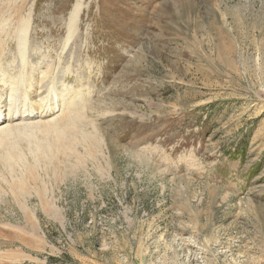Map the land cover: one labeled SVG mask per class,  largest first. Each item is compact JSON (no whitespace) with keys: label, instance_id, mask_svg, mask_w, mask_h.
Here are the masks:
<instances>
[{"label":"rangeland","instance_id":"1","mask_svg":"<svg viewBox=\"0 0 264 264\" xmlns=\"http://www.w3.org/2000/svg\"><path fill=\"white\" fill-rule=\"evenodd\" d=\"M0 54V264H264V0H0Z\"/></svg>","mask_w":264,"mask_h":264},{"label":"bare ground","instance_id":"2","mask_svg":"<svg viewBox=\"0 0 264 264\" xmlns=\"http://www.w3.org/2000/svg\"><path fill=\"white\" fill-rule=\"evenodd\" d=\"M80 10H81V8H80V4L78 3L75 7H74V9L72 10V14H71V16L73 17V16H75V14H78L79 12H80ZM0 56H2L1 54H0ZM3 57V56H2ZM1 57V58H2ZM1 71V70H0ZM4 71V70H3ZM46 76H48V78H46V80L47 79H49L50 77H49V75H47L46 74ZM55 78V77H54ZM53 79V78H52ZM45 80V79H44ZM45 80V81H46ZM42 81H43V77H42ZM45 81H43V82H45ZM49 82V81H48ZM46 83H47V81H46ZM18 84V83H17ZM43 84H45V83H43ZM45 86V85H44ZM42 87H43V85H42ZM44 88V87H43ZM47 88V87H46ZM55 92V91H54ZM53 93V92H52ZM51 95V94H50ZM55 95V94H54ZM77 96V95H76ZM52 97V96H51ZM42 98V97H41ZM44 99L45 98H43V101H44ZM47 99V98H46ZM73 99H74V97H73ZM41 100V99H40ZM80 100V99H79ZM42 101V100H41ZM40 101V102H41ZM43 101L41 102V103H43ZM47 101V100H46ZM48 101H49V99H48ZM69 101H71V100H69ZM73 101V100H72ZM71 101V102H72ZM39 102V103H40ZM51 102V101H50ZM81 102H82V100H81ZM80 102V103H81ZM47 103V102H46ZM49 104V103H48ZM73 104V103H72ZM74 104H76V103H74ZM41 105V104H40ZM45 105V104H44ZM64 105V104H63ZM69 105V104H68ZM78 106H74L75 108H77V107H79V108H77L74 112H72L71 110H69L68 112H66L65 114H62V115H60V116H58L57 118H52V119H47V120H45V122L42 120V122H38V123H36V126L37 127H39V129L42 131V132H44L45 134H52V135H54V139L55 140H57L56 142H57V145L56 146H54V143L55 142H51V145H49V146H47V145H40L39 146V152L41 151V150H44L43 152H45V150L47 151V153L48 152H50L51 151V153H52V150H54V149H56L57 148V146L60 144L61 146H63L62 148H61V150H63V149H67L68 150V148H74V145H75V137H74V126H75V121L76 120H82V115H83V113H82V111H81V109H80V107L81 106H79V104H77ZM37 106V105H36ZM46 106V105H45ZM70 106V105H69ZM72 105H71V108H73V109H75L74 107H73ZM83 106V105H82ZM44 107V106H43ZM68 108H70V107H68ZM40 109H41V107H40ZM61 109V108H60ZM30 110H32V109H30ZM42 110V109H41ZM40 110V111H41ZM48 110V109H47ZM14 111V110H13ZM24 111H26V110H24ZM55 111V110H54ZM19 112V111H18ZM28 112V111H27ZM16 113V112H15ZM23 113V112H22ZM30 113V112H29ZM43 113V112H42ZM32 113H30V115H31ZM37 114V113H36ZM56 114V113H55ZM12 115V114H11ZM43 115H44V113H43ZM47 115V114H46ZM28 116V115H27ZM34 116V115H33ZM41 116H42V114H41ZM26 117V116H25ZM39 117V116H38ZM49 117V116H48ZM51 117V116H50ZM24 118V117H23ZM9 119V118H8ZM1 120V119H0ZM51 120V121H50ZM2 121V120H1ZM40 121V120H39ZM4 121H2V123H3ZM29 125H33V124H27V125H17V126H14V127H11V128H7L6 127V129H3V130H8V129H11L12 130V132L10 133V134H16V131H18V130H21V129H24V128H26L27 126H29ZM4 126V125H3ZM19 126V127H18ZM2 127V126H1ZM4 128V127H3ZM82 131V130H81ZM86 133V132H85ZM9 134H4V136H5V138L8 136ZM68 136V138L66 139L65 137H67ZM2 137H3V134H0V140L2 139ZM5 138H3V139H5ZM82 138V137H81ZM84 138L85 139H90V136L89 135H84ZM92 138V137H91ZM91 140V139H90ZM14 142V141H13ZM46 143H48V142H46ZM12 145V144H11ZM65 151V150H64ZM43 152H41V154L43 153ZM75 152V151H74ZM56 153H58V152H56ZM44 154V153H43ZM48 155V154H47ZM37 156V155H36ZM38 157V156H37ZM36 157V158H37ZM45 157V156H44ZM16 158H18V157H16ZM42 159L40 158V161H41ZM55 161V160H54ZM36 164V163H35ZM34 164V165H35ZM31 167H32V165H31ZM12 170V169H11ZM14 171V170H13ZM27 171H29V170H27ZM22 185H20V184H18L16 187L17 188H19V187H21Z\"/></svg>","mask_w":264,"mask_h":264}]
</instances>
